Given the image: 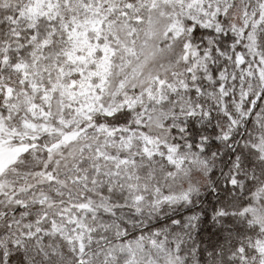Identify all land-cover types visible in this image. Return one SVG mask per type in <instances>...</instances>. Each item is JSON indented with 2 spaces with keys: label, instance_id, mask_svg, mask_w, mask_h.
Masks as SVG:
<instances>
[{
  "label": "snow or ice",
  "instance_id": "1",
  "mask_svg": "<svg viewBox=\"0 0 264 264\" xmlns=\"http://www.w3.org/2000/svg\"><path fill=\"white\" fill-rule=\"evenodd\" d=\"M0 264H264V0H0Z\"/></svg>",
  "mask_w": 264,
  "mask_h": 264
}]
</instances>
